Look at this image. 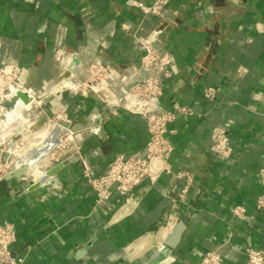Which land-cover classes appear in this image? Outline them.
Instances as JSON below:
<instances>
[{
    "label": "crops",
    "instance_id": "crops-1",
    "mask_svg": "<svg viewBox=\"0 0 264 264\" xmlns=\"http://www.w3.org/2000/svg\"><path fill=\"white\" fill-rule=\"evenodd\" d=\"M154 1L0 0V65L22 66L25 78L39 71L32 91L41 94L20 108L25 125L35 120L22 139L25 160L58 125L69 131L53 154L0 180V222L15 225L11 252L22 264H146L178 223L180 240L164 264H200L227 242L225 264H246L250 249H264V0H169L161 17L142 10ZM145 41L173 71L162 106L192 114L171 124L173 153L153 160L151 178L99 205L86 175L143 149L146 121L63 90L62 80L47 86L63 74L84 80L85 65L98 62L127 87L147 76ZM12 45L16 57L5 54ZM215 126L231 139L223 157L210 150ZM238 205L243 219L231 213Z\"/></svg>",
    "mask_w": 264,
    "mask_h": 264
},
{
    "label": "built area",
    "instance_id": "built-area-1",
    "mask_svg": "<svg viewBox=\"0 0 264 264\" xmlns=\"http://www.w3.org/2000/svg\"><path fill=\"white\" fill-rule=\"evenodd\" d=\"M168 3L169 0H155L151 5H141V7L145 13L161 17L167 12ZM142 46L144 52L141 56V65L147 72V76L135 80L127 87L118 86L116 77L98 62L85 65L84 80H77L73 76L69 79H62L61 89L74 94H91L95 100L107 106L121 108L146 121L148 138L143 149L129 154L118 153L102 174L86 175L99 205L109 201L114 192L122 196L131 194L145 179L151 178L153 160L156 158L165 160L173 153L174 147L169 138V135L174 133L171 124L178 115L192 114V109L186 106L176 105L172 109L162 106L164 82L172 76L173 71L154 49L151 41L142 42ZM24 79L25 71L22 66L12 65L4 68L0 65V180L21 169L28 162L22 150L24 148L22 139L29 128L35 129L34 119L37 117L28 116V121L33 119L34 123H32L33 126L25 125L22 110H20L7 123L12 99L18 88H22L20 82ZM28 94L33 101L39 97L41 92L30 89ZM34 94L37 97H34ZM214 95V88L206 89L205 96L209 100H212ZM113 99L115 102H111ZM89 116L92 120H104L101 113H91ZM54 122L58 125L56 121ZM91 132L99 134L101 127H93ZM17 135H20V138L11 142V138ZM231 147L232 143L227 130L222 126L213 127L210 143L212 153L217 157H223ZM53 153L52 150L49 154ZM56 161H59V158H56ZM258 176L264 185V165L259 168ZM257 207L258 209L264 208V195L258 198ZM231 213L241 219L245 218L243 206L232 207ZM16 239L15 225L11 222H0V264H22L20 260L12 256L11 252ZM227 243L205 251L200 264H225ZM246 264H264V249H250Z\"/></svg>",
    "mask_w": 264,
    "mask_h": 264
},
{
    "label": "water",
    "instance_id": "water-1",
    "mask_svg": "<svg viewBox=\"0 0 264 264\" xmlns=\"http://www.w3.org/2000/svg\"><path fill=\"white\" fill-rule=\"evenodd\" d=\"M38 68L33 67L29 70V75L23 81H21L22 88H18L16 91L12 102L11 108L7 115V123L10 122L11 118H13L19 111L21 106L27 105L32 101V98L28 94V90L32 89L38 79ZM68 77V74L65 75ZM34 97H37L34 94ZM69 135V131L67 129H62L61 125H58L47 137L46 139L37 147L31 150L28 155H31L32 160L28 161V165H32L35 162L40 161L45 158L52 150L55 149L65 138ZM20 135L14 136L11 138V142L19 139ZM62 163H59L55 170L62 167ZM27 167V165L23 166V170ZM53 171H46V176L41 178L39 181L34 183L32 187L39 186L44 183L45 179L48 175L52 174ZM183 224L178 223L174 226L171 233L166 237L162 246L157 249L149 258L146 264H164V261L170 256L172 249L177 245L180 240Z\"/></svg>",
    "mask_w": 264,
    "mask_h": 264
},
{
    "label": "rangeland",
    "instance_id": "rangeland-1",
    "mask_svg": "<svg viewBox=\"0 0 264 264\" xmlns=\"http://www.w3.org/2000/svg\"><path fill=\"white\" fill-rule=\"evenodd\" d=\"M18 53H19V49L17 47H15L14 45H12L10 50L8 52H6L5 54L10 55L11 57H13V56L16 57L18 55ZM30 126H32V125L30 124ZM45 126L48 127V124ZM46 131H47V129H46ZM43 134H45V129H44V131H42L41 135H43Z\"/></svg>",
    "mask_w": 264,
    "mask_h": 264
},
{
    "label": "bare ground",
    "instance_id": "bare-ground-1",
    "mask_svg": "<svg viewBox=\"0 0 264 264\" xmlns=\"http://www.w3.org/2000/svg\"><path fill=\"white\" fill-rule=\"evenodd\" d=\"M65 75L63 74V76H58L54 81H51L49 83V85L47 86V88L51 87L52 85L56 84L57 82H59L62 79H65Z\"/></svg>",
    "mask_w": 264,
    "mask_h": 264
}]
</instances>
